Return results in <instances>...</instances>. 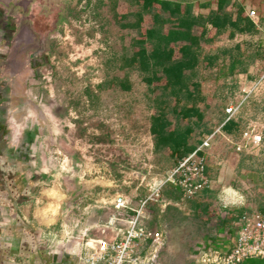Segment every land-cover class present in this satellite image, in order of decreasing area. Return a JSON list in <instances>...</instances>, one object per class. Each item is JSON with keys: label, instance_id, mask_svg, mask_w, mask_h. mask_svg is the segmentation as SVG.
Segmentation results:
<instances>
[{"label": "rangeland", "instance_id": "374dc122", "mask_svg": "<svg viewBox=\"0 0 264 264\" xmlns=\"http://www.w3.org/2000/svg\"><path fill=\"white\" fill-rule=\"evenodd\" d=\"M173 1L191 4L198 16L208 15L203 4L215 8L217 3ZM139 12L132 0H0V103L18 130L13 150L26 158L30 172L24 183L31 195L20 204L29 205L34 214L45 204L42 190L57 185L65 198L56 223L44 230L51 248H72L88 239L114 237L108 222L118 196L134 207L139 198L158 195L146 209V222L155 228L160 216L168 228L160 264H196V241L215 232L226 211L221 206L225 190L253 176L258 189L263 188L264 18L252 40L240 34L231 38L225 31L201 41V60L229 53L239 64L238 74L215 80L208 65L188 73V82L200 84L202 95L209 98V104H197L202 123L189 120L192 147L218 127L225 108L239 101L243 89L251 90L246 103L253 111V121L244 126L253 124L262 141L243 152L235 142L224 148L215 141L207 161L210 188L181 201L167 182L177 159L156 145L150 128L152 117L159 114L179 132L187 122L172 113L175 100L163 91L162 74L149 84L130 62L140 35L128 26ZM160 100L165 102L162 107ZM45 108L49 119L42 116ZM160 200L165 209L158 207L163 205Z\"/></svg>", "mask_w": 264, "mask_h": 264}, {"label": "trees", "instance_id": "16d2710c", "mask_svg": "<svg viewBox=\"0 0 264 264\" xmlns=\"http://www.w3.org/2000/svg\"><path fill=\"white\" fill-rule=\"evenodd\" d=\"M132 1L141 8V12L136 15L134 24L128 26L138 30L140 35L135 42L137 50L130 62L146 75L149 84L159 80L157 75L162 74L161 80L165 82L163 91L175 100L172 113L187 122L186 129L179 132L164 114L154 115L151 119L150 132L156 145L166 149L178 161L197 147L191 146L193 129L189 123L192 118L198 123L204 120L197 104H209V98L200 91V84L188 82V73L202 65L214 69L215 80L239 73V64L235 56L229 53L201 60L198 54L201 41L225 31H229L231 38L235 34L249 35L255 31L257 24L244 16L242 10L235 18L224 11L230 0H217V10L203 4L209 8L207 16L194 15L189 3L173 0ZM119 87L125 88L126 83H120ZM159 102L161 107L165 104L163 100ZM183 102L187 104L183 105ZM240 130V125L233 119L221 126V132L225 135H236ZM217 214L214 212L213 215Z\"/></svg>", "mask_w": 264, "mask_h": 264}, {"label": "crops", "instance_id": "0c3cea01", "mask_svg": "<svg viewBox=\"0 0 264 264\" xmlns=\"http://www.w3.org/2000/svg\"><path fill=\"white\" fill-rule=\"evenodd\" d=\"M211 8L217 10V3L215 8L214 6H211ZM249 9L255 10L258 14L255 31L249 35H244L252 40L253 36L261 31L260 23L264 18V0H230L223 10L229 12L235 18L239 10H242L244 16L247 17ZM2 98L4 97L0 92L1 101ZM242 98L243 95H241L239 101ZM238 102H231L230 104H237ZM245 103L231 118L240 125L241 130L238 134L225 135L221 132V126L228 118L224 110L223 119L218 127L202 137L201 142L205 137L214 134L206 151L208 152V163L215 141H219L224 148L228 144L231 145V143L237 142L246 129L247 122L253 121V111L247 109L249 104ZM2 106V103H0V264H78L77 254L82 251L83 243H77L72 248L63 246L56 249L51 248L44 230L47 227L41 226L36 221L34 214L31 215L29 205L20 204L23 199H27L31 195L28 184L24 183L25 180L29 179L30 172L26 170V158L18 156L13 150L15 148L13 143L16 142L13 140L15 139L13 135L18 130L14 119H12L13 117L2 113ZM254 177L251 178L253 181L242 182L236 188L231 187L225 190V195L221 199V206L226 211L220 217L218 214L215 215V217H219L216 231L204 235L201 241H196V245H199V247L207 246L220 251H228L232 247L237 235L235 225L237 219L245 213L264 209V181L261 183L263 188L258 189L257 178ZM251 183H253V189ZM240 187L245 189V192L241 193ZM31 216L32 219L30 220ZM211 221L209 218L208 222ZM230 229L231 232L228 234ZM221 245L222 247H220ZM261 261L254 259L243 264H264Z\"/></svg>", "mask_w": 264, "mask_h": 264}, {"label": "built area", "instance_id": "2783aa9c", "mask_svg": "<svg viewBox=\"0 0 264 264\" xmlns=\"http://www.w3.org/2000/svg\"><path fill=\"white\" fill-rule=\"evenodd\" d=\"M247 17L258 22V14L249 9ZM243 98L237 104H230L225 109L231 119L251 96V90H242ZM214 134L203 139L193 152L179 159L168 176L167 182L180 194L181 201H188L210 188L207 174V149ZM262 136L255 133L250 124L234 143L238 152L259 145ZM154 197V198H153ZM158 195L144 196L133 207L130 200L118 196L111 205L114 215L108 225L114 237L110 239H88L83 242L82 251L77 254L78 264H160V253L168 238V228L161 217L155 228H150L146 209L151 201H158ZM165 209L164 200H160ZM237 235L228 251L210 247H198L196 264H243L248 260L264 261V209L241 215L236 223Z\"/></svg>", "mask_w": 264, "mask_h": 264}, {"label": "bare ground", "instance_id": "6f19581e", "mask_svg": "<svg viewBox=\"0 0 264 264\" xmlns=\"http://www.w3.org/2000/svg\"><path fill=\"white\" fill-rule=\"evenodd\" d=\"M42 116L44 119L51 118L47 108L44 109ZM67 165L68 162L65 161L63 163V167L66 168ZM41 195L42 199L45 201V204L35 210L34 217L41 226H52L57 221L60 204L65 198V195L57 185L44 188L41 192Z\"/></svg>", "mask_w": 264, "mask_h": 264}, {"label": "water", "instance_id": "95a60500", "mask_svg": "<svg viewBox=\"0 0 264 264\" xmlns=\"http://www.w3.org/2000/svg\"><path fill=\"white\" fill-rule=\"evenodd\" d=\"M256 260V259H255Z\"/></svg>", "mask_w": 264, "mask_h": 264}]
</instances>
